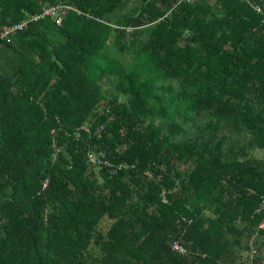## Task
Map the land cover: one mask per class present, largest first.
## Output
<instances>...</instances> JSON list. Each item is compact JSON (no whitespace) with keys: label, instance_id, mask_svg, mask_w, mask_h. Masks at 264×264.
<instances>
[{"label":"trees","instance_id":"trees-1","mask_svg":"<svg viewBox=\"0 0 264 264\" xmlns=\"http://www.w3.org/2000/svg\"><path fill=\"white\" fill-rule=\"evenodd\" d=\"M177 1L0 0V30L59 3L92 16L0 43V264H245L255 234L264 261L261 16ZM90 149L127 168L90 170Z\"/></svg>","mask_w":264,"mask_h":264},{"label":"built area","instance_id":"built-area-1","mask_svg":"<svg viewBox=\"0 0 264 264\" xmlns=\"http://www.w3.org/2000/svg\"><path fill=\"white\" fill-rule=\"evenodd\" d=\"M197 0H178L177 3H186V4H193ZM245 1L250 7L261 16V23L264 25V9L258 2H253L252 0H243ZM70 10H73L77 15H85L87 18H91L92 16L89 13H84L72 6H66L62 3L56 4L54 6L44 7L42 10L38 13L34 14H26L24 18L16 23L9 26H3L0 30V43L1 42H10V37L18 31H21L24 29L28 24L38 22L39 20L50 18L54 20L57 24H60L62 18L66 15V13ZM128 30V29H127ZM102 109V108H101ZM91 123H85L80 126V129L83 130L88 135H95L97 138H100L101 136V130L103 129V126H99L98 128H95L94 131H91ZM58 149H55L54 156L56 153H58ZM87 167L97 172L100 169H105L109 175L116 174L120 172L121 170L127 168V164L123 161H115L114 157L108 158L105 153L100 151H95L93 149H90L87 151L85 155ZM149 171H146L145 174L148 175ZM46 186V182L42 184V189ZM168 191L162 189L160 192V198L161 202L165 204L167 202L166 196ZM256 213L263 214V217L261 221L259 222L257 226V231L264 232V198L261 199L258 208L255 210ZM177 222L181 223H190V221H186L183 217H181ZM255 238L256 234L250 238L249 240V248L247 252V262L245 264H264V262H254V259L258 253L257 248L255 247ZM170 249L172 252L185 256L187 254V249L177 241H173L170 244ZM260 251L263 250L260 249Z\"/></svg>","mask_w":264,"mask_h":264},{"label":"rangeland","instance_id":"rangeland-1","mask_svg":"<svg viewBox=\"0 0 264 264\" xmlns=\"http://www.w3.org/2000/svg\"><path fill=\"white\" fill-rule=\"evenodd\" d=\"M192 46V45H191ZM192 49L193 50H196V51H198V49L197 48H195L194 46H192ZM132 66H134V62H131V65H130V67H132ZM143 71H145L144 69H142ZM111 80H108L107 78H105V77H101L99 80H98V84L100 85V86H102V88L106 91V92H108V93H110V94H112V93H114V90L113 89H111L110 88V86H111ZM118 99L119 100H121L122 99V96H118ZM250 156H252V157H254V158H257V159H264V152L263 151H260V150H252L250 153ZM181 168V167H180ZM96 176V178H97V181H101V177H99V176H97V175H95ZM104 224H108V222L107 221H104ZM264 238V237H263ZM261 241V240H260ZM258 242V243H261V242ZM260 248L263 250V253H262V255L264 256V241L262 242V245L260 246ZM264 258V257H263ZM264 260V259H263ZM262 262H264V261H262Z\"/></svg>","mask_w":264,"mask_h":264}]
</instances>
